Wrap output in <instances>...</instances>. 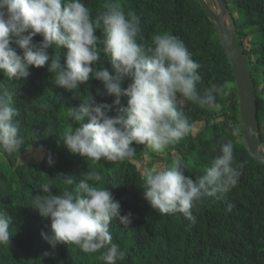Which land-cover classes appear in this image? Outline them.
I'll use <instances>...</instances> for the list:
<instances>
[{
    "label": "trees",
    "instance_id": "16d2710c",
    "mask_svg": "<svg viewBox=\"0 0 264 264\" xmlns=\"http://www.w3.org/2000/svg\"><path fill=\"white\" fill-rule=\"evenodd\" d=\"M236 26V37L243 49L255 82L254 95L258 110L259 137L264 144V0H224ZM105 0H83L92 17L103 10ZM127 13L133 10L140 17V36L151 45L152 36L168 33L183 40L193 60L202 67L196 85L204 95L212 84L231 85L227 95H218L212 108L201 109L185 101L183 111L193 125L192 132L163 154H174L190 161L187 175L194 179L220 154L223 142L234 144V166L243 162L237 185L227 194L204 197L193 208L196 222L182 214H162L153 210L143 198L141 173L160 167L164 158L149 152V148L133 142L135 155L109 171L106 163L93 162L72 154L57 138L63 133L62 121L69 129L79 127L71 118V110L90 94L98 103L112 104L115 96L97 95L104 90L102 81L90 79L79 91L68 92L55 85L54 76L44 67H29L26 79L8 80L0 71V84L13 93L12 106L19 111L24 144L11 155L0 150L9 165V173L0 171V209L11 217L10 241L0 245V264H104L99 253L88 254L71 244L53 248L42 233L51 235L50 219L41 217L31 207L32 198L42 194L40 185L51 183L53 195L67 186L62 176L77 183L88 171L100 172V182L120 202L121 215L131 213V223L125 226L113 220L109 231L125 258L117 264H264V165L252 159L243 143L239 95L235 76L223 50L213 22L198 0H115ZM102 38V28L96 33ZM42 40L40 35L34 43ZM50 55L60 54L66 60V49L52 46ZM17 52L20 50L17 48ZM102 67L114 75L110 61L101 54ZM100 67L99 64L92 65ZM131 80H125L122 89ZM126 105L127 97H120ZM66 112V114H65ZM114 113H109L113 115ZM87 122V121H85ZM51 127L55 135H49ZM234 128L238 135H233ZM54 163L50 166L47 158ZM147 156L154 161L147 164ZM144 159L143 166L134 160Z\"/></svg>",
    "mask_w": 264,
    "mask_h": 264
},
{
    "label": "clouds",
    "instance_id": "9594fccd",
    "mask_svg": "<svg viewBox=\"0 0 264 264\" xmlns=\"http://www.w3.org/2000/svg\"><path fill=\"white\" fill-rule=\"evenodd\" d=\"M101 28L102 38L96 34ZM140 33V17L133 10L125 13L115 0H105L95 19L83 0H0V71L8 80L26 79L30 66L47 65L55 85L70 93L90 79L103 82L104 90L97 89V95L115 96L113 103H98L89 94L71 110V118L80 126L57 138V144L72 154L93 162L124 161L135 155L130 147L133 142L159 154L193 130L183 111L185 101L201 109L212 108L217 96L227 95L231 85L212 84L204 95L199 94L196 85L202 80L198 72L202 65L193 60L183 40L168 33L155 34L148 45ZM37 35L42 40L34 43ZM53 45L66 49L63 64L60 54L50 55ZM101 54L110 61L114 75L102 67ZM125 80L131 83L122 89ZM122 96L127 97L126 105L121 104ZM12 101L13 93L0 84V150L9 155L20 151L25 142ZM47 131L55 135L51 127ZM232 134L238 135V129ZM258 150L264 151V144ZM47 163H54L50 155ZM243 166V162L234 166V144L228 140L195 179L187 175L190 161L179 157L170 165L145 169L141 173L143 198L153 210L182 214L195 223L192 210L196 204L204 197L230 192ZM62 177L67 186L75 187L53 195L54 185L43 183L42 194L32 198L31 207L51 221V235L42 233V237L53 248L63 243L84 253H99L104 264L123 260L125 252L113 242L109 227L117 219L128 226L132 214L121 215L120 202L100 183L104 179L100 172L88 171L79 183L71 176ZM10 224L8 211L0 209V245L9 244Z\"/></svg>",
    "mask_w": 264,
    "mask_h": 264
},
{
    "label": "water",
    "instance_id": "95a60500",
    "mask_svg": "<svg viewBox=\"0 0 264 264\" xmlns=\"http://www.w3.org/2000/svg\"><path fill=\"white\" fill-rule=\"evenodd\" d=\"M198 2L213 22L235 76L244 146L252 159L264 165V151L258 150V145L262 144V141L259 137L258 110L254 95L255 82L243 49L236 37L235 22L224 0H215L219 9L218 13L205 0H198Z\"/></svg>",
    "mask_w": 264,
    "mask_h": 264
},
{
    "label": "rangeland",
    "instance_id": "374dc122",
    "mask_svg": "<svg viewBox=\"0 0 264 264\" xmlns=\"http://www.w3.org/2000/svg\"><path fill=\"white\" fill-rule=\"evenodd\" d=\"M217 13L219 12V9H218V7H217V4H216V2H215V0H205ZM226 22H227V24L229 25V22L226 20ZM65 114H66V112H65ZM62 129H63V132H65V131H68V130H70L69 129V127H68V123H67V121H62ZM149 152L150 153H153L154 155H156V156H158V157H155L156 159H158L159 157H161V158H166V156L163 154V152L162 153H154V152H152L150 149H149ZM177 157H179V158H181V159H183V160H185V161H188V159L187 158H183V157H180L179 155H177V154H174L173 155V158H171V159H165L164 160V162H161L159 165L160 166H165V165H170L171 163H172V161L174 160V159H176ZM156 159H153L151 156H147V158H146V161H148L147 162V164L148 163H150L151 161H154V160H156ZM129 160H131V158H129V159H126V160H124V161H118V162H109V161H106V163L102 166V170L103 171H109L110 169H112V168H114L115 166H117V165H119V164H121V163H124V162H126V161H129ZM136 163H138V164H141L142 166H143V162H144V159H141V160H134ZM148 169H150V166H149V168ZM0 171L1 172H3V173H9V165H8V163H7V161L5 160V158H4V156L0 153Z\"/></svg>",
    "mask_w": 264,
    "mask_h": 264
}]
</instances>
